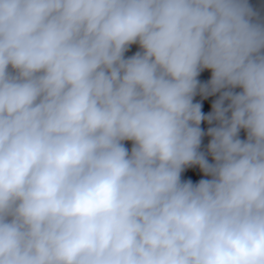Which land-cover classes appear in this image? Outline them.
Returning <instances> with one entry per match:
<instances>
[{"label":"clouds","instance_id":"clouds-1","mask_svg":"<svg viewBox=\"0 0 264 264\" xmlns=\"http://www.w3.org/2000/svg\"><path fill=\"white\" fill-rule=\"evenodd\" d=\"M0 264H264V7L0 0Z\"/></svg>","mask_w":264,"mask_h":264},{"label":"trees","instance_id":"trees-1","mask_svg":"<svg viewBox=\"0 0 264 264\" xmlns=\"http://www.w3.org/2000/svg\"><path fill=\"white\" fill-rule=\"evenodd\" d=\"M249 2L257 8L264 7V0H249ZM135 51H137V47L134 45V46H132V48L129 50V52L126 55H132V54H134ZM209 78H210V72H208V71L201 73V75L199 77V79L202 82H206ZM215 99H217V96H210L207 99H202L200 96H197V97H195L194 102L201 103L202 112L204 114H208L211 111V105L215 101ZM208 127H210V125H208L206 122H202V124H201L202 130H204L206 132ZM240 137H241V139L245 138V133L243 131H241ZM209 140H210V137H208V136L203 137L202 149L206 148V145H207ZM126 147L130 148L131 145L126 144ZM209 160H210V158H209ZM210 162H211V160H210ZM201 178H205V177L202 176V174L200 173L198 168L187 169L182 174V179H191L193 182H196Z\"/></svg>","mask_w":264,"mask_h":264}]
</instances>
